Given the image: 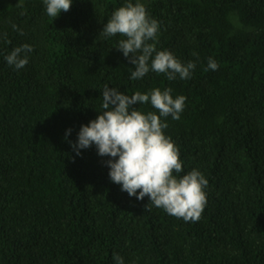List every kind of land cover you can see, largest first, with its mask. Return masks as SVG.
I'll use <instances>...</instances> for the list:
<instances>
[{
  "label": "trees",
  "instance_id": "trees-1",
  "mask_svg": "<svg viewBox=\"0 0 264 264\" xmlns=\"http://www.w3.org/2000/svg\"><path fill=\"white\" fill-rule=\"evenodd\" d=\"M125 3L73 0L52 18L43 0H0V264H264V0L145 3L157 50L196 64L172 81L151 71L131 80L123 37L100 34ZM23 44L33 51L16 70L4 57ZM210 57L218 70H205ZM105 85L186 97L164 131L180 175L208 180L197 222L129 197L94 145L76 156L69 141L103 111Z\"/></svg>",
  "mask_w": 264,
  "mask_h": 264
},
{
  "label": "clouds",
  "instance_id": "clouds-1",
  "mask_svg": "<svg viewBox=\"0 0 264 264\" xmlns=\"http://www.w3.org/2000/svg\"><path fill=\"white\" fill-rule=\"evenodd\" d=\"M43 3L46 14L57 18L62 11L70 10L73 0H43ZM12 27L18 30L15 25ZM159 30V22L150 17L140 0L134 3L126 0L112 13L100 34L123 37L116 49L134 66V70L130 68L131 80H140L150 71L164 74L169 81L177 77L190 79L195 62L182 63L170 51L157 50ZM32 51L30 45L23 44L12 49L4 59L9 66L20 70L28 64V54ZM192 55L197 56L195 52ZM218 68L210 57L205 70ZM172 91L171 88H153L129 96L105 85L101 93L103 111L87 125H82L76 142L69 141V145L76 156L81 154L80 150L94 145L98 156L108 157L105 164L111 182L120 185L121 191L129 197L134 196L138 201L148 197L154 207L167 214L185 222H197L207 204L208 180L198 169L180 175L183 162L179 148L164 130L168 128V117L180 119L186 97L173 98ZM144 104H150L155 111L145 113L132 107ZM70 132L71 129L66 131V140ZM113 259L116 264H124L119 255Z\"/></svg>",
  "mask_w": 264,
  "mask_h": 264
},
{
  "label": "rangeland",
  "instance_id": "rangeland-1",
  "mask_svg": "<svg viewBox=\"0 0 264 264\" xmlns=\"http://www.w3.org/2000/svg\"><path fill=\"white\" fill-rule=\"evenodd\" d=\"M19 0H6V4H12V3H15ZM149 0H140L141 3L145 4L147 3Z\"/></svg>",
  "mask_w": 264,
  "mask_h": 264
},
{
  "label": "bare ground",
  "instance_id": "bare-ground-1",
  "mask_svg": "<svg viewBox=\"0 0 264 264\" xmlns=\"http://www.w3.org/2000/svg\"><path fill=\"white\" fill-rule=\"evenodd\" d=\"M242 27V26H241Z\"/></svg>",
  "mask_w": 264,
  "mask_h": 264
}]
</instances>
